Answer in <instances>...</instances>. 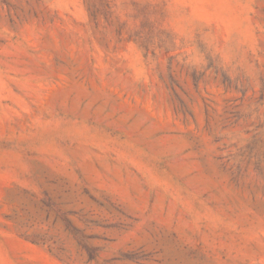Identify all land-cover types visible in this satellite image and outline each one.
<instances>
[{"label": "rangeland", "instance_id": "1", "mask_svg": "<svg viewBox=\"0 0 264 264\" xmlns=\"http://www.w3.org/2000/svg\"><path fill=\"white\" fill-rule=\"evenodd\" d=\"M0 264H264V0H0Z\"/></svg>", "mask_w": 264, "mask_h": 264}]
</instances>
